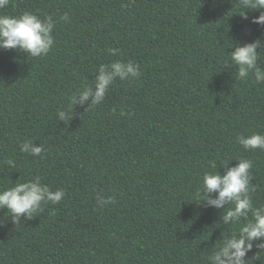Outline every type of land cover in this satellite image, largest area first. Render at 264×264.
I'll return each mask as SVG.
<instances>
[{
  "label": "trees",
  "instance_id": "16d2710c",
  "mask_svg": "<svg viewBox=\"0 0 264 264\" xmlns=\"http://www.w3.org/2000/svg\"><path fill=\"white\" fill-rule=\"evenodd\" d=\"M26 11L58 22L45 57L0 48V190L39 176L65 196L18 224L0 209V264H209L237 226L223 221L228 205L199 201L203 174L252 160L253 204L264 205V150L236 140L264 134V84L238 78L230 59L259 40L264 68V25L252 22L264 9L245 19L239 0H10L0 14ZM117 60L140 76L79 103ZM24 141L45 151L21 152Z\"/></svg>",
  "mask_w": 264,
  "mask_h": 264
},
{
  "label": "clouds",
  "instance_id": "9594fccd",
  "mask_svg": "<svg viewBox=\"0 0 264 264\" xmlns=\"http://www.w3.org/2000/svg\"><path fill=\"white\" fill-rule=\"evenodd\" d=\"M10 0H0V9L6 8ZM240 15L247 19L243 9L259 10L264 9V0H239ZM60 21L68 22L67 12L59 17ZM57 20L52 15H46L41 19L31 12H23L20 15L0 14V48L20 49L29 53L32 57H45L54 46L53 31ZM252 22L264 25V12L252 18ZM260 47L259 40L236 46L230 54L231 62L238 67V78L248 80L250 76L255 83L264 84V68L257 65ZM110 55H117L119 50L108 48ZM95 79V91L85 87L79 96V103L83 104L92 97V105H97L103 98L108 86L117 78L129 80L140 76L139 65L132 61H114L111 64L101 65ZM71 103H76L75 95L70 97ZM71 107V104L69 105ZM115 111V109H113ZM126 113L121 111L120 115ZM60 119L66 118L65 111L59 110ZM70 118V116L68 117ZM237 143L244 150H264V134L252 133L251 135H238ZM21 152H27L32 156H40L45 149L43 146H36L32 141H24L20 145ZM226 161L222 163L226 164ZM8 164L15 167V161L8 159ZM211 169L216 168L213 161H209ZM253 161L246 158L238 159L234 167H230L221 175L217 171L205 172L203 174L202 187L197 191L199 201L207 200L209 205L216 208H223L228 205L223 215L225 224L237 226L235 231L226 235L213 248L207 257L209 264H253L254 260H260L264 264V205L255 207L252 194L255 185L251 183L252 175L250 169ZM216 193V197L210 198L209 194ZM65 196L63 189L53 191L47 184L41 183V178L16 183L15 186L0 190V209L7 208L14 223H19L21 215L28 219L43 211V205L60 203ZM115 203V198L108 196L105 200H97L96 204L103 209L105 205ZM251 215V219H249ZM244 218L245 223H241ZM258 249L251 257L248 256L254 247ZM248 257V259H246Z\"/></svg>",
  "mask_w": 264,
  "mask_h": 264
}]
</instances>
